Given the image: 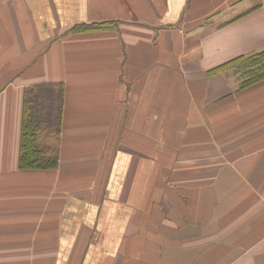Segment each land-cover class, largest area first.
I'll return each instance as SVG.
<instances>
[{
  "label": "crops",
  "instance_id": "0c3cea01",
  "mask_svg": "<svg viewBox=\"0 0 264 264\" xmlns=\"http://www.w3.org/2000/svg\"><path fill=\"white\" fill-rule=\"evenodd\" d=\"M264 0H0V264H264ZM63 84L55 169L25 90Z\"/></svg>",
  "mask_w": 264,
  "mask_h": 264
},
{
  "label": "trees",
  "instance_id": "16d2710c",
  "mask_svg": "<svg viewBox=\"0 0 264 264\" xmlns=\"http://www.w3.org/2000/svg\"><path fill=\"white\" fill-rule=\"evenodd\" d=\"M231 72L239 82V88H247L264 80V53L240 56L211 70V74ZM63 84H41L27 88L24 97L23 123L19 166L23 170L55 169L59 164L57 148L42 147L41 137L47 132L45 113L57 104L54 132L60 135L63 112Z\"/></svg>",
  "mask_w": 264,
  "mask_h": 264
},
{
  "label": "rangeland",
  "instance_id": "374dc122",
  "mask_svg": "<svg viewBox=\"0 0 264 264\" xmlns=\"http://www.w3.org/2000/svg\"><path fill=\"white\" fill-rule=\"evenodd\" d=\"M52 105L54 106L55 110L54 109H51L52 107H48L47 110H46V113H45V119L47 120L46 121V127H49L47 128V132L46 134H50V135H56L55 132H54V129H55V125H56V118H57V104L55 102L52 103Z\"/></svg>",
  "mask_w": 264,
  "mask_h": 264
}]
</instances>
